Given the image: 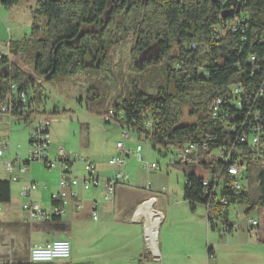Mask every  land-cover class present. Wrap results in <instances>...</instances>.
I'll list each match as a JSON object with an SVG mask.
<instances>
[{
    "label": "rangeland",
    "instance_id": "374dc122",
    "mask_svg": "<svg viewBox=\"0 0 264 264\" xmlns=\"http://www.w3.org/2000/svg\"><path fill=\"white\" fill-rule=\"evenodd\" d=\"M40 10L38 0H21L12 8L0 5V53L33 76L41 91L39 100H35L34 90L29 93L34 99L32 109L37 115L33 123H19L14 118L10 128L6 126L9 124L7 119L0 124V136L11 138L8 139L10 154L4 161L19 159L21 162V169L18 168L14 174L20 178V182L14 183L10 175L3 171L0 173V180L10 182L12 190L11 202L2 205L3 213L0 214V264L27 262L33 244L54 239L68 240L72 245L71 260L55 264H75L79 259H90V262L82 264H96V224L101 221L113 222L117 227H134L136 239H132L136 240V248L142 249L144 256L150 254L155 261L146 241L145 220L136 219L134 213L140 205L156 198L155 209L161 211L164 217L158 231L161 256L156 258L155 264H264V207L248 215L246 203L231 204L227 223L223 218L211 221L204 205H197L193 212L190 205L183 206L186 175L191 169L177 164V148L171 145L154 149L153 144L147 143L138 133L126 138L124 133L129 132L127 128L122 129L106 119L110 109L129 101L135 91L156 96L160 87L167 82V61L144 62L141 65L148 63L147 66L139 70L132 54L133 39L113 45L105 36L101 44L107 49V56L100 69H87L68 80L46 81L33 72L31 64L24 57L11 54L8 46L12 41L27 39L34 24L44 25V18L38 14ZM45 120H50L52 124L50 152L54 150V153L49 156L51 161L56 160L57 149L62 146L75 160L74 170L79 180L86 176L81 158L96 166L97 174L102 178L100 188L117 173L128 177L125 183L117 187L111 210L103 216L99 213L96 218L89 216L85 209L79 213L70 210L64 218V222L70 224L58 225L65 228L63 232L60 227L50 223L27 221L22 210L28 200L20 192L31 182L40 187L33 199L48 210L49 199H46L49 190H59L62 174L60 163L51 170L43 162H32L30 166L25 164L30 160L32 128ZM189 122L186 110L183 124ZM120 142L126 150L134 151L137 146H142L143 152L138 157L130 158L126 167L118 169L110 165V160L116 156ZM153 164L158 166L157 170H149ZM263 168L264 155L244 164L241 170L243 192L249 194L253 201L258 198L257 174ZM100 188L81 191L83 203L99 198L102 195ZM251 220L259 222L257 236L249 233ZM123 241L124 237H117L113 233L107 236L103 245L109 249L111 245H119V242L122 245ZM106 253L110 255L114 252L110 250L103 256Z\"/></svg>",
    "mask_w": 264,
    "mask_h": 264
},
{
    "label": "trees",
    "instance_id": "16d2710c",
    "mask_svg": "<svg viewBox=\"0 0 264 264\" xmlns=\"http://www.w3.org/2000/svg\"><path fill=\"white\" fill-rule=\"evenodd\" d=\"M20 1L0 0V5L12 8ZM38 1L41 7L38 14L44 18V25L34 24L27 39L12 41L8 45L9 52L24 57L36 75L53 82L68 80L87 69H100L107 56V49L101 44L105 36L113 45L132 38L136 68L143 70L151 63L140 65L139 57L156 49L154 63L167 61V82L156 96L135 91L129 101L115 108L126 112L128 119L137 123L142 113L160 111V125L152 137L154 149L202 143L212 138L210 150L215 151L241 133V125L234 133L230 131L231 125L213 121L209 109L213 101L228 94L235 83H242L250 90H258L264 84V43L261 41L264 35V0H132L126 9L121 8L118 2L117 7L109 12L111 0ZM239 6L238 15L222 20L223 11H236ZM237 16L245 20L237 25V32L227 29L216 39L213 28L233 21ZM81 34L82 37L76 41ZM192 42L207 44L209 53L200 55L186 51L184 46ZM251 56L256 57L255 64L248 62ZM198 69H203L206 76H201ZM12 84L18 86L19 92L28 94L32 106L34 99L29 95L32 90L36 94L35 100L41 99L35 78L0 53V103L9 96ZM255 106L250 121L253 122L257 112L264 120V91ZM20 109L21 105L15 104L13 118L19 123H28L29 118L18 113ZM186 110L190 122L183 124ZM234 124H243V117H234ZM245 132L249 133L248 129ZM239 148L244 151L241 164L256 160V153L248 146L240 145ZM202 157L206 159L208 155ZM25 164L30 165V162ZM202 164L207 166L203 161ZM212 166L218 164L214 161ZM186 179L191 186L185 185L184 201L194 212L197 205L206 206L208 200L202 178L189 172ZM257 181L258 198L255 201L245 192L225 191L223 196L231 204L246 203V214L249 215L264 207V168L257 174ZM11 191V183L0 180L2 204L11 202ZM228 208L210 207V213L216 217L209 219L223 218L227 223ZM54 223L61 232L65 231L58 226L60 219ZM152 262L149 254L142 257L139 264Z\"/></svg>",
    "mask_w": 264,
    "mask_h": 264
},
{
    "label": "built area",
    "instance_id": "2783aa9c",
    "mask_svg": "<svg viewBox=\"0 0 264 264\" xmlns=\"http://www.w3.org/2000/svg\"><path fill=\"white\" fill-rule=\"evenodd\" d=\"M241 17H235L233 21L224 22L220 26L213 28L215 35L224 34L227 29H232L237 32V25L244 22ZM264 43V35L262 40ZM186 51L206 55L209 53V46L205 43L192 42L187 44ZM249 63L255 64L256 57L251 56ZM239 68V66H238ZM201 76H206L203 69H198ZM255 73V72H254ZM264 84L258 90H250L242 83H235L228 94L221 96L213 101L210 106L209 113L213 121L231 125L230 131L236 133L239 125L242 127L241 133L233 140H228L227 144L220 149L211 151L210 144L213 139L202 143H183L176 144L178 154L176 161L179 166L191 169L190 173L202 178V187L204 194L208 200L207 209L208 218L215 219L216 215L210 213V207L219 206L221 208L230 207L229 199L223 196V192L232 191L241 193L243 187L240 183L241 158L244 151L239 146H248L249 149L256 153V157L264 155V120L260 117V112L255 113L253 122L250 121L252 113H254L255 104L262 96ZM15 104L21 105L18 113L22 117H28V123L35 121L37 115L34 114L33 106L29 104V96L26 92H19L18 86L12 84L10 94L6 100L0 103V118L7 116L10 120L14 119L12 111ZM160 111L153 110L144 112L140 116V121L137 123L134 119L129 120L126 112L117 109H110L106 119L122 129L127 128L129 132L124 133V137L128 138L132 133H138L140 137H144L147 143H152V137L156 133L160 125ZM234 117H243V124H234ZM250 121V124H249ZM51 121L45 120L36 124L32 128L30 136V164L32 162H43L47 169H56L57 164H61V180L59 190L51 195L50 209H46L41 203L33 199L34 192L37 191L36 183H31L21 190V196L27 203L23 204L22 210L27 216V221L37 223H50L61 219L66 214V207L70 203H75V209L80 211L83 206L80 203L79 192L98 189L101 186L100 177L97 174V168L93 163L81 158L80 161L85 165L86 176L79 180L75 174V160L64 147L60 146L57 149V157L55 161H51L50 150L52 146ZM248 129L249 133L245 131ZM143 152L142 146H137L136 150H126L123 143L117 144V154L110 160V165L118 169L124 168L130 158L139 156ZM10 154V143L7 137L0 136V173L5 172L7 175H13L20 168L19 159H9L4 161ZM208 155V158L202 156ZM205 159V160H204ZM256 159V158H255ZM143 161L142 158L139 159ZM202 161L207 164L203 166ZM218 166H212L213 162ZM27 167L25 168V170ZM158 166L153 164L149 170H157ZM128 177L121 173H117L112 179L104 183L103 197L105 201H113L116 197L117 187L119 184L126 182ZM20 179L16 176L12 177V182L18 183ZM185 185L191 186V182L186 179ZM2 203L0 202V214H2ZM98 202L93 203L92 215L94 218L98 215ZM259 222L251 220L249 233L258 235L257 228ZM228 232L227 228L224 233ZM146 241L149 246L147 237V228L145 229ZM150 250V249H149ZM150 252H152L150 250ZM157 258V256L154 254ZM72 257V245L68 240H57L43 246H34L30 249L29 262L31 264H54L58 262H69Z\"/></svg>",
    "mask_w": 264,
    "mask_h": 264
},
{
    "label": "crops",
    "instance_id": "0c3cea01",
    "mask_svg": "<svg viewBox=\"0 0 264 264\" xmlns=\"http://www.w3.org/2000/svg\"><path fill=\"white\" fill-rule=\"evenodd\" d=\"M2 54V53H1ZM7 119V121L9 122V124L7 123L6 126L7 127H11V121L13 120H10V118H8L7 116H3L0 118V124L4 123L5 120ZM33 123V122H31ZM8 139L10 140V136H8ZM54 149V148H53ZM54 153V150H52L50 152V155ZM115 154H117V150L115 151ZM31 165V164H30ZM30 165H27L26 166H30ZM21 169V167L19 168ZM27 170V169H26ZM15 174V173H14ZM11 175V178L14 177L15 175ZM17 177V176H16ZM100 177V175H99ZM19 178V177H18ZM101 178V177H100ZM20 179V178H19ZM102 179V178H101ZM109 180V179H108ZM107 181V180H106ZM20 182V181H19ZM15 183V182H14ZM31 183H35V182H31ZM30 183V184H31ZM38 186V185H37ZM58 186V185H57ZM81 189V188H80ZM40 190V187L38 186V189L36 192L34 193H37L39 192ZM54 190H49V193H48V196H47V199H49V202H48V205L50 206V198H51V195L53 193H55V191L53 192ZM83 190H79V201L81 203V205L83 206V209H85L87 211V214L89 216H92V207H93V203L94 202H98V214L101 213L102 216L104 215V213L108 212L109 210H111L112 208V205L114 204V200L113 201H105L104 200V197H103V191H104V188H100L99 191H102V195L100 194L99 195V198H92L91 200L89 201H86L83 203V199H82V192ZM34 195V194H33ZM45 200V199H43ZM153 200L154 202V206H156V203H157V198L156 199H151ZM92 201V202H91ZM150 201V200H149ZM75 203H70L67 207V211L66 213L70 212V210H74L75 213H79L81 212L82 210L80 211H77L75 209ZM183 206H189V204L184 201L183 203ZM71 207V208H70ZM190 207V206H189ZM69 209V211H68ZM156 210V209H155ZM157 211V210H156ZM136 212H137V209L135 210V213L134 215H136ZM158 214L161 215L162 217V220H163V217H164V214L161 212V211H157ZM3 213V212H2ZM208 213V212H207ZM68 214H65L64 217H62L60 220H61V223L59 225H62V223H66L67 225H69L70 223L68 222H64V218L67 217ZM31 223H37V222H31ZM40 224V223H39ZM45 224H49V223H45ZM50 224H53L55 225L54 222H50ZM71 227V225H70ZM72 228V227H71ZM146 229V225H145V228L144 230ZM136 230H134V227L133 228H130V227H117L113 224V222H104V221H101V222H98L96 224V250H97V257H96V264H139V261L142 257H144V253L142 251V249L138 250L135 246V241H133L132 238H135L136 239V235L134 232ZM140 233V237H139V240H141V234H142V231L141 229L138 231ZM115 233L117 237L119 236H122L124 237V241L122 243V245L120 244L119 242V245L117 244H114V245H111L110 248L108 249V247L104 244L103 245V242L104 240L107 238V236H109V234H113ZM57 240H60V239H54V240H51V241H48V242H44V243H37V244H33L30 249L34 246H43V245H46V244H49L51 242H54V241H57ZM138 240V239H137ZM117 242V241H115ZM30 249H29V254H30ZM112 251L114 253L112 254H107L105 256H103V254L105 252H108V251ZM150 252V251H149ZM160 254V253H159ZM161 256V255H159ZM80 261H77L75 264H82V263H87V262H90L86 259H84L83 261H81V259H79ZM86 260V261H85ZM27 263L31 264L29 262V257H28V261ZM58 263H62V262H58ZM157 263V260L155 258V261H153L152 263L150 264H155ZM55 264V263H54Z\"/></svg>",
    "mask_w": 264,
    "mask_h": 264
},
{
    "label": "bare ground",
    "instance_id": "6f19581e",
    "mask_svg": "<svg viewBox=\"0 0 264 264\" xmlns=\"http://www.w3.org/2000/svg\"><path fill=\"white\" fill-rule=\"evenodd\" d=\"M241 175V170H240ZM136 219L145 220V225L147 228V237L149 240V249L159 257L158 241L156 239L159 227L162 221V217L155 210L153 200L147 201L144 204L140 205L137 209Z\"/></svg>",
    "mask_w": 264,
    "mask_h": 264
},
{
    "label": "water",
    "instance_id": "95a60500",
    "mask_svg": "<svg viewBox=\"0 0 264 264\" xmlns=\"http://www.w3.org/2000/svg\"><path fill=\"white\" fill-rule=\"evenodd\" d=\"M240 6L238 7V9L236 11H223L221 18L222 20H226L228 18H232L235 15H238L240 13ZM82 37V34L80 36L77 37L76 41H79V39ZM74 43V42H73ZM156 54H157V50L153 49L150 51H147V53L142 54V56L140 57V65L144 62H150V61H156ZM143 55H145L146 57L144 58ZM151 57V58H149ZM144 65V64H143ZM157 241L159 239V234L157 233V237H156ZM156 258V257H155Z\"/></svg>",
    "mask_w": 264,
    "mask_h": 264
},
{
    "label": "flooded vegetation",
    "instance_id": "af4514ba",
    "mask_svg": "<svg viewBox=\"0 0 264 264\" xmlns=\"http://www.w3.org/2000/svg\"><path fill=\"white\" fill-rule=\"evenodd\" d=\"M131 1L132 0H111L109 5H108V7H109L108 12L113 10L114 8H116L118 2L120 3L121 8H125L126 9L128 5H131ZM186 46H187V44L184 46V48H186ZM143 57L145 58L146 56L143 55ZM149 58H151V57H149Z\"/></svg>",
    "mask_w": 264,
    "mask_h": 264
}]
</instances>
